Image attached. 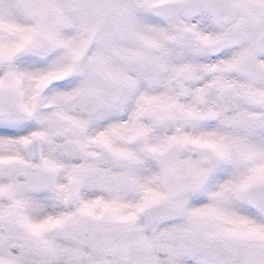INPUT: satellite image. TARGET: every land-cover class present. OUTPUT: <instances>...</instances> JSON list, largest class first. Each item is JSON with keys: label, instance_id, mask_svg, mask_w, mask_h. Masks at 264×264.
<instances>
[{"label": "clouds", "instance_id": "9594fccd", "mask_svg": "<svg viewBox=\"0 0 264 264\" xmlns=\"http://www.w3.org/2000/svg\"><path fill=\"white\" fill-rule=\"evenodd\" d=\"M0 264H264V0H0Z\"/></svg>", "mask_w": 264, "mask_h": 264}]
</instances>
